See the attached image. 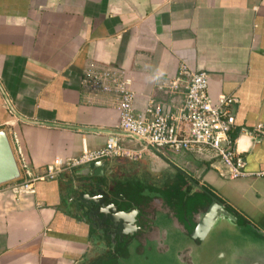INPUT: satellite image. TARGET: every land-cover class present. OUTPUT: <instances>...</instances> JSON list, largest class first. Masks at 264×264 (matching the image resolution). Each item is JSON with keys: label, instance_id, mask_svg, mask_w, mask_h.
<instances>
[{"label": "crops", "instance_id": "obj_1", "mask_svg": "<svg viewBox=\"0 0 264 264\" xmlns=\"http://www.w3.org/2000/svg\"><path fill=\"white\" fill-rule=\"evenodd\" d=\"M106 63L131 77L136 111L150 99L179 103L180 91L157 84L181 64L209 73L212 98L236 99L233 135L244 175L232 177L193 152L167 156L264 232V134L241 133L264 131V0H0V129L17 135L34 174L56 156L79 155L83 143L102 146L109 135L82 128L117 129L115 97L89 102L80 87L86 67ZM142 162L154 171L168 164L151 150ZM87 167L36 180L33 191L0 185V264L95 262L93 225L69 197Z\"/></svg>", "mask_w": 264, "mask_h": 264}, {"label": "built area", "instance_id": "obj_2", "mask_svg": "<svg viewBox=\"0 0 264 264\" xmlns=\"http://www.w3.org/2000/svg\"><path fill=\"white\" fill-rule=\"evenodd\" d=\"M132 79L117 65L106 63L100 67H86L80 80L84 94L93 98L103 94L115 97L118 111L117 129L131 133L134 137L109 134L105 143L89 149L83 143L81 153L71 157H59L46 164L42 171L34 174L15 133L10 134V143L19 167L20 177L13 180L12 190L33 191L39 179H52L61 173L89 166L93 162L104 163L108 159L140 161L146 157L150 147L160 155L193 152L201 159L218 162L229 169L232 177L245 174L243 153L238 151L231 96L221 95L214 99L209 94V73L203 69L192 71L184 64L168 79L159 80L158 89L172 93L181 92L179 103L173 100L155 101L150 99L145 107L136 111V97ZM241 133L260 136L264 134L259 125L253 130L241 129ZM264 175V171L258 173Z\"/></svg>", "mask_w": 264, "mask_h": 264}, {"label": "flooded vegetation", "instance_id": "obj_3", "mask_svg": "<svg viewBox=\"0 0 264 264\" xmlns=\"http://www.w3.org/2000/svg\"><path fill=\"white\" fill-rule=\"evenodd\" d=\"M162 159L168 163L167 168L155 171L142 162L143 160L120 162L118 167H115V163L106 165V161L104 162V173L97 177L101 189L110 194L111 201L118 209L127 211L135 207L137 222L134 229L126 227L131 235L124 239L115 237L112 240L110 237L108 248L96 243V248L99 249L94 257L95 262L87 264H106L132 257L133 260L143 262L162 258L166 264H192V248L188 243L191 240L195 244L200 243L198 239L191 238V234L214 194L203 185V191L198 190L190 179L200 184L196 177L188 174L172 160L176 167ZM123 165L125 168L129 166L127 171L122 167L118 173L119 166ZM140 166L145 170L143 175L140 174L141 170L137 171ZM130 167H133L134 172L129 171ZM79 194L80 192L72 190L69 197L85 206V201ZM99 212L100 218L103 217L104 213ZM238 223H242L239 218ZM94 225L97 232L104 228L101 220L96 224L94 222Z\"/></svg>", "mask_w": 264, "mask_h": 264}, {"label": "water", "instance_id": "obj_4", "mask_svg": "<svg viewBox=\"0 0 264 264\" xmlns=\"http://www.w3.org/2000/svg\"><path fill=\"white\" fill-rule=\"evenodd\" d=\"M6 104L13 110L10 102L5 98ZM16 113V112H15ZM26 121V119L21 118ZM38 124H51L70 128L68 125H58L41 121H31ZM108 134H116L128 137L136 136L131 133L113 129H93ZM158 156L166 159L175 166L168 157L160 155L155 149L149 148ZM176 167V166H175ZM89 173L82 175L73 185V191L80 192L79 196L85 201V206L79 204L78 211L85 214L93 225V240L102 247H109V239L115 237L124 239L131 235L126 227L135 228L137 222L135 207L124 211L111 201L110 194L102 190L97 177L104 173V163L97 161L88 167ZM20 177V171L16 162L8 135L4 129H0V185L16 180ZM190 178V176H189ZM193 186L203 191V186L192 182ZM211 203L200 216L191 238L198 239L199 244L192 240L188 243L192 250L190 253L192 264H264V232L250 222L238 223V216L228 210L226 205L218 198L211 196ZM89 207V208H88ZM99 211L103 212L100 218ZM104 222L103 230L97 232L94 222ZM105 220V221H104ZM128 228V229H129ZM120 240V241H121Z\"/></svg>", "mask_w": 264, "mask_h": 264}, {"label": "rangeland", "instance_id": "obj_5", "mask_svg": "<svg viewBox=\"0 0 264 264\" xmlns=\"http://www.w3.org/2000/svg\"><path fill=\"white\" fill-rule=\"evenodd\" d=\"M8 135V138H9V141H10V134H7ZM11 144V143H10ZM146 157H144L142 160H144ZM120 162H126V163H132L131 161H129V160H124V159H120V160H118V161H114V163H115V167H118V164L120 163ZM138 162V161H137ZM195 166H196V164H195ZM122 167H123V169H125V171H127L126 169H128V167L129 166H126V168L124 167V165L123 166H119V168H118V173H120L121 172V169H122ZM195 167H192V166H190V169L192 170V172L191 173H194V171H193V169H194ZM141 170V171H140ZM131 173L132 172H134V169H133V167H130V170H129ZM136 171V170H135ZM138 172L140 171V174L141 175H143V173H145L144 171V169L143 168H141V166L139 167V169L137 170ZM142 172V173H141ZM125 173V172H124ZM144 176H146V175H144ZM148 176V175H147ZM147 179H149V178H147ZM149 181H150V179H149ZM99 249V248H98ZM97 248H96V252H97V250H98ZM133 258L134 257H132V258H129V260H127V259H119L118 261H117V264H138V261L139 260H133ZM164 259H157V258H153L152 259V261H147V262H143V261H139L140 262V264H166L164 261H163ZM169 264H172V262L171 263H169Z\"/></svg>", "mask_w": 264, "mask_h": 264}, {"label": "trees", "instance_id": "obj_6", "mask_svg": "<svg viewBox=\"0 0 264 264\" xmlns=\"http://www.w3.org/2000/svg\"><path fill=\"white\" fill-rule=\"evenodd\" d=\"M235 136V135H234ZM24 153V152H23ZM229 210H231V211H233L232 209H229ZM243 222V221H242Z\"/></svg>", "mask_w": 264, "mask_h": 264}]
</instances>
